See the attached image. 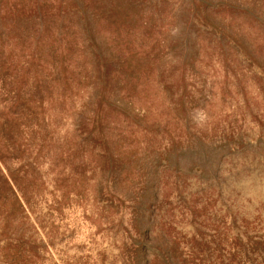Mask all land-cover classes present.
<instances>
[{
    "label": "rangeland",
    "instance_id": "obj_1",
    "mask_svg": "<svg viewBox=\"0 0 264 264\" xmlns=\"http://www.w3.org/2000/svg\"><path fill=\"white\" fill-rule=\"evenodd\" d=\"M0 264H264V0H0Z\"/></svg>",
    "mask_w": 264,
    "mask_h": 264
}]
</instances>
